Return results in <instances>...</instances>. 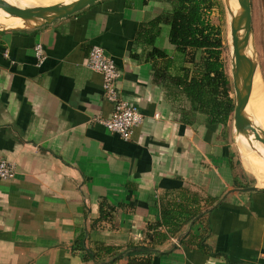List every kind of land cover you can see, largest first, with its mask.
Instances as JSON below:
<instances>
[{
	"label": "crops",
	"instance_id": "0c3cea01",
	"mask_svg": "<svg viewBox=\"0 0 264 264\" xmlns=\"http://www.w3.org/2000/svg\"><path fill=\"white\" fill-rule=\"evenodd\" d=\"M167 6L98 0L46 25L0 24V159L16 169L0 182V264H127L85 258L81 246L100 244L152 247L151 264H264V165L241 166L230 124L184 114L186 104L154 80L139 33ZM156 31L173 59L168 24ZM95 44L120 71V97L143 115L130 139L95 119L113 111L86 65ZM244 169L258 189L240 190L253 186ZM164 215L166 239L150 243L147 226Z\"/></svg>",
	"mask_w": 264,
	"mask_h": 264
},
{
	"label": "trees",
	"instance_id": "16d2710c",
	"mask_svg": "<svg viewBox=\"0 0 264 264\" xmlns=\"http://www.w3.org/2000/svg\"><path fill=\"white\" fill-rule=\"evenodd\" d=\"M167 3L160 16L141 27L139 36L150 46L148 59L153 62L154 80L163 86H170L171 91L180 103L186 104L184 114H201L208 124L227 127L232 116L234 98L230 95L231 83L225 72L221 58L223 40L219 26L210 21L209 13L218 7L219 0H162ZM160 23L169 26L168 41L174 46L176 56L168 57L167 52L155 43L156 27ZM160 59L162 65L157 67ZM173 66V71L170 72ZM190 120V116H188ZM186 120L187 122H190ZM100 218H106L103 213ZM169 217L161 222L147 226L150 243L166 239V235L158 230ZM150 231V234H149ZM152 247L131 246L122 253L119 249L100 244L94 250L85 249V258L96 263L112 261L126 256L127 264H151ZM145 254V256H139Z\"/></svg>",
	"mask_w": 264,
	"mask_h": 264
},
{
	"label": "water",
	"instance_id": "95a60500",
	"mask_svg": "<svg viewBox=\"0 0 264 264\" xmlns=\"http://www.w3.org/2000/svg\"><path fill=\"white\" fill-rule=\"evenodd\" d=\"M97 1L72 0L50 5L19 6L7 0H0V13H3L5 17L8 15L19 17L23 21V26L34 27L50 24L76 14ZM237 2L239 9L234 13L231 11L227 0V9L231 16L230 30L233 47L231 77L234 90V107L231 116V128L235 138H242L245 143L247 142L264 158V155L259 152L260 149L256 147V144H253L256 141L264 146V133L244 114L250 96L252 78L257 68L254 60L245 54L251 36V3L250 0H237ZM241 30L243 32L239 35ZM258 188V186L253 185L242 187L240 190L251 191Z\"/></svg>",
	"mask_w": 264,
	"mask_h": 264
},
{
	"label": "rangeland",
	"instance_id": "374dc122",
	"mask_svg": "<svg viewBox=\"0 0 264 264\" xmlns=\"http://www.w3.org/2000/svg\"><path fill=\"white\" fill-rule=\"evenodd\" d=\"M7 1L13 4H17L19 6H30V5L39 6V5H50L54 3L68 2L72 0H7ZM219 1L220 3L218 7L214 8L209 13V18L213 24L219 26L221 29V35L223 40L221 58L224 63L225 72L227 73L231 83L230 95L231 97L234 98V90L232 87V77H231V65H232L231 63H232V52H233L232 37L230 31L231 16L227 9V0H219ZM229 3L237 7V9H239V7L236 6L233 0H229ZM250 3H251L250 41L252 40V42H254V50H255V56H253L252 59L257 65L255 72H256V77L258 79V85L260 87V91L262 92L261 94L263 99V106L261 107V110L264 111V0H250ZM232 11L234 12V10ZM3 15H4L3 13H0V22L2 23H11L22 20L21 18L16 16L8 15L7 17H5ZM252 123L254 124L253 119H252ZM229 124L231 126V120ZM256 126L264 130V119H261V122H259ZM241 145L245 146L250 152L255 153L256 155L259 154L258 151L250 147L247 142L244 143L241 139L235 138L233 135L232 146L234 147L235 154L238 158L237 161H239L240 165L242 166L241 151H240ZM248 150H246V157L250 160L258 161V159L254 157ZM245 166L247 167V165ZM245 172L247 174L245 175L247 178V183H250L248 185L257 186L256 178L250 172L246 170Z\"/></svg>",
	"mask_w": 264,
	"mask_h": 264
},
{
	"label": "built area",
	"instance_id": "2783aa9c",
	"mask_svg": "<svg viewBox=\"0 0 264 264\" xmlns=\"http://www.w3.org/2000/svg\"><path fill=\"white\" fill-rule=\"evenodd\" d=\"M33 52L37 63L41 64L45 59L43 44L40 42L35 43ZM86 65L101 75L103 95L113 105L110 116L96 117L95 119L108 131L116 133L122 139H130L134 128L142 124L143 115L135 104L120 97L117 88L120 71L116 63L100 45L95 44L90 48ZM15 174V165L12 162L0 159V182L13 178Z\"/></svg>",
	"mask_w": 264,
	"mask_h": 264
},
{
	"label": "bare ground",
	"instance_id": "6f19581e",
	"mask_svg": "<svg viewBox=\"0 0 264 264\" xmlns=\"http://www.w3.org/2000/svg\"><path fill=\"white\" fill-rule=\"evenodd\" d=\"M233 1L236 4V6L239 7L237 0H233ZM228 3H229V0H228ZM229 5H230L231 11L234 10V12H236L238 10L237 7H235L234 5H231L230 3H229ZM22 23H23L22 20H19L16 22H11V23L0 22V24H3V25H14V24L21 25ZM242 32L243 31L241 30L239 35H241ZM245 54L251 60H252L253 56H255L254 42H252V40L250 41V39H249L248 45L246 46ZM261 93L262 92L260 91V87L258 85V79L256 77V72H254V75L252 78V86H251L250 96H249L247 105L244 109V114L251 122L253 119L255 125H257L259 122H261V119H264V111L261 110V107L263 106V99H262ZM240 139L244 142V140L242 138H240ZM253 143H255L256 147L260 149L259 152L264 155V146L261 143H257L256 141H254ZM246 150H248V149L245 146L241 145L240 151H241L242 163L244 165H247V167L256 165V161L250 160L246 157ZM250 153L258 159L259 164L264 165V158H262V156L260 154L256 155L255 153H252V152H250ZM262 170H264V169H262Z\"/></svg>",
	"mask_w": 264,
	"mask_h": 264
}]
</instances>
